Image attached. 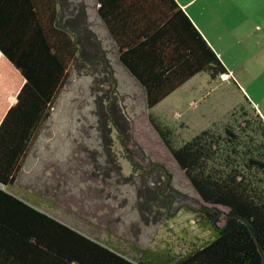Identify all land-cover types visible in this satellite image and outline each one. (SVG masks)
<instances>
[{"label": "trees", "instance_id": "1", "mask_svg": "<svg viewBox=\"0 0 264 264\" xmlns=\"http://www.w3.org/2000/svg\"><path fill=\"white\" fill-rule=\"evenodd\" d=\"M66 1L0 0V54L13 70L0 62V264H264V118L245 95L222 121L212 122L177 145L172 130L148 114L204 203L193 208L179 200L180 192L163 165H158L157 172L148 171L156 176L150 188L138 186L139 210L149 213L156 206L172 218L183 208L208 233L206 240L193 243L182 253L144 249L133 258L7 190L69 67L89 60L92 44L97 46L95 51H102L83 23L86 15L64 9ZM97 1L98 14L116 43L118 59L144 88L148 109L191 74L203 71L214 79L227 73L175 0L160 2L166 12L175 15L180 31L178 25L165 30L169 38L159 43L157 37L164 29L144 38L148 27L142 29L141 16L132 13L141 10V0ZM173 45L196 50L194 65L192 59L186 64L191 65L190 70H174L178 59ZM101 57L108 64L104 52ZM233 84L236 86L235 81ZM118 118L119 113L113 112V126L131 139L128 123H120ZM122 144L126 148L124 140Z\"/></svg>", "mask_w": 264, "mask_h": 264}, {"label": "rangeland", "instance_id": "2", "mask_svg": "<svg viewBox=\"0 0 264 264\" xmlns=\"http://www.w3.org/2000/svg\"><path fill=\"white\" fill-rule=\"evenodd\" d=\"M93 6L94 0H86L87 18L91 20L86 25L99 36L92 31L102 51H95L92 44L93 48L88 47L89 60L69 67L7 190L133 258L144 249L167 248L182 253L193 243L206 240L208 233L183 208L172 218L156 206L149 213L139 210L138 186L150 188L156 176L148 171L157 172L158 165H163L180 192L179 200L193 208L204 203L152 126L148 113L152 110L172 130L176 145L206 128L208 119L194 116L205 111L200 108L211 107L212 112L223 113L227 107L230 111L245 95L264 117V22L262 29H252L244 37L237 55L227 57L236 86L220 75L212 81L211 90L201 95L197 87L203 80L198 78L194 93L178 96L180 102L172 98L150 110L142 88L117 60L107 32L94 22ZM238 12L233 13L236 20L247 19V14ZM103 52L108 64L102 60ZM115 111L120 123H128L131 139L113 126ZM131 173L135 176L128 180Z\"/></svg>", "mask_w": 264, "mask_h": 264}, {"label": "crops", "instance_id": "3", "mask_svg": "<svg viewBox=\"0 0 264 264\" xmlns=\"http://www.w3.org/2000/svg\"><path fill=\"white\" fill-rule=\"evenodd\" d=\"M175 1L179 5V7L186 13V15L193 23V25L201 33L203 38L206 40V42L209 44V46L213 49V51L217 54L221 62L224 64L225 68L227 69V73L222 75L226 76V78H228L227 80H231L232 82L235 81V79L233 78L234 72H232V69L228 66L227 63V57H229V54H233V56L238 54L237 51L238 46L244 40V37L248 35L249 31H251L252 29L254 30L262 29L261 23L264 22V0H175ZM126 2L128 3V1ZM98 6H99L98 1L94 0L93 8L95 12V17L93 18V20H95L94 22L99 23L101 26H103V28L107 32L108 36L110 37L111 41L115 46L117 60L119 61L116 43L111 37L105 24L103 23L100 15L98 14V10H97ZM129 6L131 8L133 7V4ZM140 7H141L140 11L138 12L133 11L132 13L133 15L139 14V16H141L143 22L145 23L142 29L144 28L146 29L148 27L144 31L145 35H142L144 36V38L153 36L156 31H159L160 28H163L164 29L163 35L162 36L158 35L157 37V43H159L160 41L162 42L165 41V39L169 38L168 36L164 35L165 30L178 25V31H180V26L175 21V15L172 12H166L165 4L160 2V0H141ZM65 8L69 10L73 9L75 12L84 13L86 17L83 19V23L85 22L88 23L89 21H91L90 19L87 18L86 0H73V1L67 0L64 6V9ZM235 11H239L238 14H243V15L247 14V19L236 20L235 17L233 16V13H235ZM51 25L54 24L52 23ZM88 28L91 29L90 26H88ZM91 31H93L96 34V36H98L94 30ZM188 42L191 41L188 40ZM173 48H174L173 51L176 54V58L178 59V61L176 60L178 65L177 69L174 70L176 72L178 71L181 72V70H187V69L190 70L191 65H186V64L190 62V60L192 59V64L194 65L195 63L194 56L196 55L195 54L196 50L194 49L181 50L175 47L174 45ZM0 62L4 64L3 67L7 66L8 69L11 70V68L7 65L8 63H6L2 58L1 54H0ZM123 67L125 68V66ZM125 69L127 70V68ZM127 72L136 80V78L128 70ZM198 78H201L203 82L199 83L198 87L196 86L197 93H201V95H203V93H205V91H207L208 89L211 90L210 86L213 83L212 81L218 77L213 79L208 75L207 72H203V71L197 72L195 74H191L188 76L187 80H185L182 84H180L174 90H172L156 105H159L172 98L174 101L180 102L181 99H178L177 97L185 93L192 94L196 84L194 81ZM136 82L143 90L144 101H145L144 88L137 80ZM155 106L150 108V110L153 109ZM200 110H205V111L198 112L197 114H194V116L197 119H208V122H206V125L208 126L212 122L217 121V119L219 120L220 117H224L229 111V108L226 107V111L223 113L221 112L214 113L212 112L213 109L211 107H209L208 110L206 108L203 109L200 108ZM149 113H152V110ZM152 114L156 116L154 113ZM158 119L160 120V118Z\"/></svg>", "mask_w": 264, "mask_h": 264}, {"label": "water", "instance_id": "4", "mask_svg": "<svg viewBox=\"0 0 264 264\" xmlns=\"http://www.w3.org/2000/svg\"><path fill=\"white\" fill-rule=\"evenodd\" d=\"M1 187H4L3 184H1Z\"/></svg>", "mask_w": 264, "mask_h": 264}]
</instances>
